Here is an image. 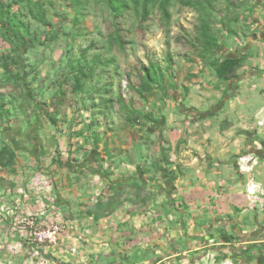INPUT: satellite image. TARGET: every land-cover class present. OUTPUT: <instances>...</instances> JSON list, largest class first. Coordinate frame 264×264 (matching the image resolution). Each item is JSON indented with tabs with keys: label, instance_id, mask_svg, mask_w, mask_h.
<instances>
[{
	"label": "crops",
	"instance_id": "0c3cea01",
	"mask_svg": "<svg viewBox=\"0 0 264 264\" xmlns=\"http://www.w3.org/2000/svg\"><path fill=\"white\" fill-rule=\"evenodd\" d=\"M242 1L247 8L253 3ZM254 10L247 27L260 32L233 28V38L220 42L215 54L244 57L237 76L223 80L211 60L202 61L194 70L198 83L178 92L180 111L154 114L149 134L129 147L68 134L70 125L59 129L49 118L58 108L44 106L35 121L25 120L31 113L27 95L9 90L11 103L0 93L6 109L0 116V190L15 199L17 186L46 172L54 183L53 206L67 224L56 244L39 248L35 264H185L215 245L222 254L238 249L240 264L255 257L264 264V0ZM4 148L14 157L2 156ZM246 154H255L253 164L243 161ZM252 185L263 192L252 195ZM32 201L19 208L41 210ZM12 221L0 232V246L18 239ZM33 250L24 245L19 262Z\"/></svg>",
	"mask_w": 264,
	"mask_h": 264
},
{
	"label": "rangeland",
	"instance_id": "374dc122",
	"mask_svg": "<svg viewBox=\"0 0 264 264\" xmlns=\"http://www.w3.org/2000/svg\"><path fill=\"white\" fill-rule=\"evenodd\" d=\"M1 1L12 5L6 17L19 22L22 29L17 37L0 20V88L4 90L0 93L12 90L27 95L25 107L31 113L25 120L35 121L37 110L44 106L58 108V123L53 125H70L68 134L129 147L139 136L149 134L151 123L143 117L146 113L160 117L168 109L180 111V102L175 100L178 92L189 82L198 83L194 73L197 65L213 60L197 41L200 18L210 15L220 42H230L233 28L242 33L246 30L248 35L260 32L249 29L247 21L253 23L254 6L263 0H252L250 8L242 0H171L169 17L160 0H151L146 19L143 0L121 16L114 14L108 0ZM127 1L133 6L132 0ZM42 13L48 25L40 21ZM237 21L242 28L236 27ZM150 64L163 70L165 88L154 83L152 92L143 90L142 67ZM80 70L87 74L81 78L85 90L76 91ZM14 93L3 95V100L9 98L13 103L10 94ZM0 116H6L4 107H0ZM246 155L245 163L253 164L257 159L255 154ZM259 191L263 192L261 186H256L252 194ZM215 248L217 245L209 252ZM205 255L185 264H211ZM214 259V264H240L231 251L215 254Z\"/></svg>",
	"mask_w": 264,
	"mask_h": 264
},
{
	"label": "built area",
	"instance_id": "2783aa9c",
	"mask_svg": "<svg viewBox=\"0 0 264 264\" xmlns=\"http://www.w3.org/2000/svg\"><path fill=\"white\" fill-rule=\"evenodd\" d=\"M259 125L264 127V120L259 121ZM245 157L242 159L244 160ZM8 189L0 190V232L7 220L12 221L11 232L18 236L14 245L0 246V264H35V258L40 257V247L56 244L61 234L66 230L67 224L63 213L54 208L55 188L52 177L46 172H35L25 185L16 187L18 197L15 199L6 198ZM249 193H255V187H248ZM253 195V194H252ZM34 200L40 204L41 210H32L23 207V203L29 205ZM22 209V210H21ZM32 245L33 256L28 257L20 263L18 257L21 255L24 245ZM6 249L7 251H3ZM76 251V248H73ZM217 251L208 252L204 259L215 263L214 255ZM114 264H120L116 262Z\"/></svg>",
	"mask_w": 264,
	"mask_h": 264
},
{
	"label": "trees",
	"instance_id": "16d2710c",
	"mask_svg": "<svg viewBox=\"0 0 264 264\" xmlns=\"http://www.w3.org/2000/svg\"><path fill=\"white\" fill-rule=\"evenodd\" d=\"M132 1H133V6H131L127 0H108V4L116 16H121L124 10L130 9L131 7L138 6L141 0H132ZM150 1L151 0H143L144 2L143 18L144 19L148 17V13H149L148 4ZM170 1L171 0H160L161 8L163 9V12L167 17L170 16V11H169ZM11 8H12L11 4L6 6L0 0V20L4 21L6 25L8 24L10 29L14 31L17 37H21V29H22L21 24L19 22L14 21V19L11 17H6V15L10 16ZM40 15H41L39 17L40 21H43L45 22V24L48 25L49 23H47L45 19V13H42ZM26 30L28 31L27 27H26ZM117 37L120 39L119 35ZM197 41L201 43L206 53H209L215 57V54L217 53V48L220 45V39L213 31L210 15H206V16L204 15L200 18L199 34L197 37ZM214 57H213V60L211 61V65L215 68V71L217 75L219 76V78L223 80H231L235 78L237 76V69L242 65V62L244 59V57H239V58H225L224 60H222L219 57H215V58ZM5 59H10V57L6 56ZM142 68L145 72L144 81L142 84L143 90L152 92L154 83H157V85L158 84L162 85V87L165 88V84L163 82L164 73H163V70L159 66H157L156 64H150L148 66H143ZM79 72L80 74L76 76V82L74 85V89L76 91L85 90V86H84L85 84L81 78L87 77V74L83 70H80ZM174 88L176 89V86ZM50 117H52L51 121L53 124L58 123V120L56 118L58 117V114H56L55 117L54 115H51ZM136 117L138 118L139 115H136ZM143 117L148 121H152V122L157 121V118L155 117V115L150 112L146 113ZM1 154L2 156L3 155L5 156L7 154L6 155L7 158L14 157V154L10 152L8 148L7 149L4 148Z\"/></svg>",
	"mask_w": 264,
	"mask_h": 264
},
{
	"label": "flooded vegetation",
	"instance_id": "af4514ba",
	"mask_svg": "<svg viewBox=\"0 0 264 264\" xmlns=\"http://www.w3.org/2000/svg\"><path fill=\"white\" fill-rule=\"evenodd\" d=\"M232 252L234 253V255L237 256V258L239 259V261H241V259H240L239 256H238L239 250H238V249H235V250H233ZM239 263H240V262H239ZM243 263H245V262H243ZM245 264H262V261H261L260 258L255 257V258H252V259H250L249 261H247Z\"/></svg>",
	"mask_w": 264,
	"mask_h": 264
},
{
	"label": "water",
	"instance_id": "95a60500",
	"mask_svg": "<svg viewBox=\"0 0 264 264\" xmlns=\"http://www.w3.org/2000/svg\"><path fill=\"white\" fill-rule=\"evenodd\" d=\"M220 105L221 104L216 105L211 111H209L207 113H203L202 116H210V115L214 114L219 109Z\"/></svg>",
	"mask_w": 264,
	"mask_h": 264
}]
</instances>
